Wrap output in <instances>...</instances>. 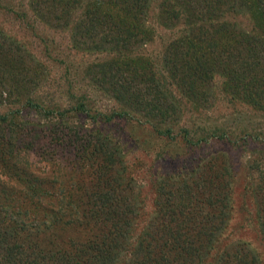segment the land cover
<instances>
[{
	"label": "trees",
	"instance_id": "trees-1",
	"mask_svg": "<svg viewBox=\"0 0 264 264\" xmlns=\"http://www.w3.org/2000/svg\"><path fill=\"white\" fill-rule=\"evenodd\" d=\"M35 2L47 23L72 21L70 38L78 50L110 54L84 65L93 82L128 108L113 111L110 118H125L132 111L146 120L174 118L185 92L199 86L197 90L206 94L204 83L216 67L232 82H244L249 101L264 111V77L253 74L264 65V0H160L156 18L170 32L167 37L150 25L154 0ZM79 3L82 12L73 19ZM228 15H244L249 26L243 29ZM155 37L163 49L153 55L143 46ZM20 50L0 30V55ZM6 61L0 59V72ZM4 79L2 74L1 85ZM26 105L53 112L30 98ZM83 108L82 104L79 109ZM201 129L202 140L224 135L217 127ZM182 131L186 139L190 131ZM2 132L4 174L19 182L28 177L23 185L0 190V264H263L248 243L236 242L215 252L230 210V173L214 163L216 157L202 159L189 174H166L156 180L154 210L137 231L143 199L115 169L117 145L109 136L97 131L81 140L79 149L95 158L90 170L81 172H87L85 179L71 180L75 174L69 171L66 184H45L14 162L16 153L33 147L32 138L17 137L19 130ZM171 132L168 125L157 130L163 137ZM254 162L259 180L250 185L249 193L256 229L264 239V163Z\"/></svg>",
	"mask_w": 264,
	"mask_h": 264
},
{
	"label": "rangeland",
	"instance_id": "rangeland-1",
	"mask_svg": "<svg viewBox=\"0 0 264 264\" xmlns=\"http://www.w3.org/2000/svg\"><path fill=\"white\" fill-rule=\"evenodd\" d=\"M35 1L0 0V30L21 46L20 51L0 55L2 61L7 60L0 72V78L5 75L4 84H0V116H6L4 122L0 117V129H4V134L11 132L7 130H19L16 136H30L33 144L31 149L16 153L15 165L45 184L59 180L66 184L69 171L75 174L71 180L80 181L87 173L81 172L89 171V165L95 161L87 149H79L81 140L97 131L109 136L117 145L115 169L129 185L136 186L143 199L138 231L154 210L156 180L166 174H189L202 159L216 157L214 163L230 173V210L215 252L236 242L248 243L264 264V239L256 229L249 193L250 185L259 180L254 161L264 163V111L256 110L246 96L242 82L246 74L241 75L242 83H234L216 67L212 78L204 83L206 94L197 90L199 86L191 93L185 92L186 98L177 106L174 118L165 121L146 120L132 110L125 118H110L113 111L128 108L93 82L85 74L84 66L110 54L78 50L70 38L72 21L67 25L47 23L34 8ZM158 1L154 0L149 22L157 33L167 37L170 32L156 18ZM81 5L75 7L73 19L82 12ZM227 18L243 29L249 26L244 15ZM143 48L154 55L163 49V43L155 37ZM253 74L262 79L264 65ZM27 98L53 112L27 106ZM82 104L84 110L79 109ZM165 125L172 129L170 137L157 134L158 128L164 129ZM210 127L221 129L224 135L202 140L201 128ZM184 128L190 131L186 139H182ZM64 135L69 138L60 143ZM1 167L0 164V190L25 183L28 175L19 182L15 177H7Z\"/></svg>",
	"mask_w": 264,
	"mask_h": 264
}]
</instances>
